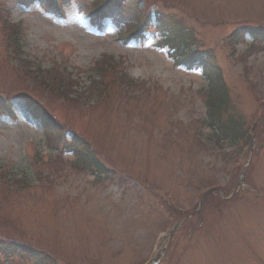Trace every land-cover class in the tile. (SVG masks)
Here are the masks:
<instances>
[{
    "label": "rangeland",
    "instance_id": "rangeland-1",
    "mask_svg": "<svg viewBox=\"0 0 264 264\" xmlns=\"http://www.w3.org/2000/svg\"><path fill=\"white\" fill-rule=\"evenodd\" d=\"M130 1L68 0L60 21L36 0H0V100L16 117L0 111V241L48 252L52 264H264V51L243 64L250 37L236 52L228 43L239 28L264 30V0ZM96 4L100 30L87 14ZM133 12L147 19L139 37L124 34ZM170 26L212 53L224 117L242 125V140L208 127V83L175 65ZM104 57L110 65L97 64ZM96 66L108 68L101 94L90 90ZM126 74L140 87L124 85ZM61 76L74 84L66 99L52 91ZM27 102L115 173L103 182L71 154L55 159Z\"/></svg>",
    "mask_w": 264,
    "mask_h": 264
},
{
    "label": "trees",
    "instance_id": "trees-1",
    "mask_svg": "<svg viewBox=\"0 0 264 264\" xmlns=\"http://www.w3.org/2000/svg\"><path fill=\"white\" fill-rule=\"evenodd\" d=\"M103 4L94 5L95 9L91 11V15L93 13L98 14L102 12ZM250 35L252 38V44L249 46L250 49L255 50L258 45L261 46V49L264 48V32L258 30H247V29H239L231 34L229 37L230 45L235 48L236 43H241L245 41V36ZM183 48L185 44H182ZM177 50V43L174 45ZM188 48V47H187ZM179 65H184L189 69L196 68V66L201 67L204 72L205 77L209 81V88L207 91L203 92L202 95L206 96V102L209 106V115L207 125L214 129L218 138L229 139L232 140H242L244 138V130L242 129V125L239 128L237 122H233L230 117H224V113L228 112L226 107L227 105V91L225 89V85L222 80L221 72L218 66L213 62L212 57L207 54H200L195 56L192 54L187 55V58L181 59L177 62ZM108 68L103 66H98L95 69V74L99 75V82H93L90 90L101 89L98 94L106 91L105 87V77L107 75ZM109 73V72H108ZM126 83H124L125 85ZM128 86V85H127ZM74 88V84L71 82L70 78H65L61 76L58 79V83L52 91H54L57 97L60 99H66L70 97V94H73L72 89ZM83 97V94L76 96L75 103L79 102ZM28 111L32 114V116L41 123V125L48 132H56L55 122L44 111L40 110L35 105L29 104ZM241 131V132H240ZM58 135V134H55ZM60 137V135H59ZM71 153L77 157V162L75 167L79 170L84 171L89 163L93 161H97L94 156L93 151L91 150L90 145L79 136H74L73 141L71 143V148L69 149ZM87 165V166H86ZM95 168V167H92ZM97 173L104 174L106 173L105 167L103 165H99L94 169ZM1 253H5L6 250L1 249ZM35 257L39 259H46L47 256L32 252ZM8 255V253L6 254ZM42 261V260H40Z\"/></svg>",
    "mask_w": 264,
    "mask_h": 264
}]
</instances>
